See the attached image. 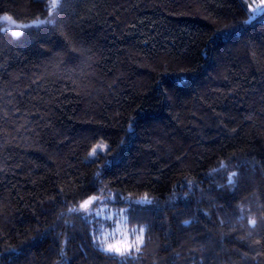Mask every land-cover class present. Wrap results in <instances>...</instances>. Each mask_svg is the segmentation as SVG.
I'll use <instances>...</instances> for the list:
<instances>
[{"label":"trees","instance_id":"trees-1","mask_svg":"<svg viewBox=\"0 0 264 264\" xmlns=\"http://www.w3.org/2000/svg\"><path fill=\"white\" fill-rule=\"evenodd\" d=\"M50 1L0 0L45 20L19 36L0 22V264H120L81 208L95 197L144 229L127 264H264V12Z\"/></svg>","mask_w":264,"mask_h":264},{"label":"rangeland","instance_id":"rangeland-1","mask_svg":"<svg viewBox=\"0 0 264 264\" xmlns=\"http://www.w3.org/2000/svg\"><path fill=\"white\" fill-rule=\"evenodd\" d=\"M63 0H51V10L54 11L59 7ZM251 18L253 16L257 17L264 12V0H253L250 5ZM5 17H11V19H5ZM55 18V17H54ZM52 18V20H54ZM0 22L3 23L5 29H9L12 33L19 32L22 33L25 29L32 26H39L45 22V20H35L32 22H20L14 19L9 14L0 15ZM108 145L105 141L100 142L93 150H96V155L93 156V150L90 154L91 158H95L101 153L107 151ZM98 197L92 198L93 201L86 208H82L89 213H93L96 219L100 222L101 236L98 239L101 241L102 246L106 243H116L120 241H134L136 236L141 235V233L132 229L128 224V219L125 214V209H119L116 205L106 203V201L101 200L99 202ZM98 200V201H97ZM94 203H100L99 206L92 209ZM143 236V235H142ZM141 246V245H140ZM139 246V247H140Z\"/></svg>","mask_w":264,"mask_h":264},{"label":"snow or ice","instance_id":"snow-or-ice-1","mask_svg":"<svg viewBox=\"0 0 264 264\" xmlns=\"http://www.w3.org/2000/svg\"><path fill=\"white\" fill-rule=\"evenodd\" d=\"M50 15H51V13H50ZM5 19H11V17H5ZM255 19H256V17L253 16L247 23L250 24ZM46 22L54 23V21H51V20L50 21H46ZM13 35L14 36H19V35H21V33L14 32ZM222 37H226V34H221V35L217 36L218 39H221ZM186 86H187V77H185L183 75L178 76L176 78V80L173 81V84H172V87H174L177 90L182 89V88H184ZM163 91L165 93H167V89H164ZM131 130H132V125L130 124L129 125V131H131ZM122 143H123V141H122ZM92 155L93 156L96 155V150H93ZM112 163H113V161H108L107 162V166L110 167L112 165ZM99 177H100V173L98 172L97 173V178H99ZM229 183L232 184L233 181L230 179ZM92 202H93L92 200L85 201V203L81 205V208H86ZM128 203H130L133 206L134 205L144 206V205L152 204V201L148 200L147 198H145L144 200L129 201ZM132 210H134V207L130 208V212ZM185 223L186 224L190 223V221H185ZM249 224L255 226L256 221L254 219L250 220ZM143 231H144V229L141 228L140 229L141 235L136 236L134 241L125 240V241H120V242H116V243H106L103 246L101 244V241H99V240H96L95 243H96V246H97L99 251L104 252L107 255H110L112 258H117V257L120 258V264H127L128 260L134 259L132 253L133 252H139V250H140L139 246L143 243V236H142Z\"/></svg>","mask_w":264,"mask_h":264}]
</instances>
